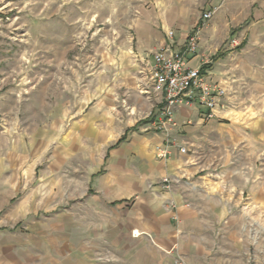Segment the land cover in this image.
Instances as JSON below:
<instances>
[{"label": "crops", "instance_id": "1", "mask_svg": "<svg viewBox=\"0 0 264 264\" xmlns=\"http://www.w3.org/2000/svg\"><path fill=\"white\" fill-rule=\"evenodd\" d=\"M159 4L136 20L131 65L111 92L68 124L59 146L66 154L51 158L52 172L35 175L37 188L8 208L14 230L0 232V264H264V237L246 234L264 229V182L245 188L229 153L237 145L264 150V0ZM168 31L175 48L195 36L189 65L206 68L228 93L212 117L204 107L179 108L169 137L145 118L161 105L149 66ZM239 117L252 120L239 125ZM6 165L2 209L28 183L21 161Z\"/></svg>", "mask_w": 264, "mask_h": 264}, {"label": "rangeland", "instance_id": "2", "mask_svg": "<svg viewBox=\"0 0 264 264\" xmlns=\"http://www.w3.org/2000/svg\"><path fill=\"white\" fill-rule=\"evenodd\" d=\"M162 8L158 0H0V189L5 164L14 170L21 161L28 176L6 209L0 198V232L14 230L8 208L37 188L34 176L52 172L51 158L66 154L59 146L67 141L68 124L110 93L117 72L131 65L136 20ZM123 106L127 112L125 101ZM145 118L150 121V112ZM251 120L235 119L239 125ZM229 153L248 179L245 188L259 189L264 150L237 145ZM245 200L255 209L254 198ZM249 219L258 222L259 213L252 210ZM246 234L264 237V229L253 225Z\"/></svg>", "mask_w": 264, "mask_h": 264}, {"label": "built area", "instance_id": "3", "mask_svg": "<svg viewBox=\"0 0 264 264\" xmlns=\"http://www.w3.org/2000/svg\"><path fill=\"white\" fill-rule=\"evenodd\" d=\"M212 11L205 12L203 19L210 20ZM169 43L152 55V66H149V79L154 89L162 94L161 105L150 112L155 127L169 137V133L176 126V111L181 107L200 106L209 110L208 117L224 106L227 90L214 83L201 67L189 65L188 54L197 51L195 36L188 39L184 48L173 47L174 31H168ZM181 153L187 152L185 147ZM176 264H184L178 259Z\"/></svg>", "mask_w": 264, "mask_h": 264}, {"label": "trees", "instance_id": "4", "mask_svg": "<svg viewBox=\"0 0 264 264\" xmlns=\"http://www.w3.org/2000/svg\"><path fill=\"white\" fill-rule=\"evenodd\" d=\"M205 69H206V68H202V71L204 72Z\"/></svg>", "mask_w": 264, "mask_h": 264}]
</instances>
